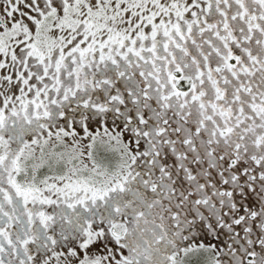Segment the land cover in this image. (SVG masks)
<instances>
[{
	"label": "snow or ice",
	"instance_id": "snow-or-ice-1",
	"mask_svg": "<svg viewBox=\"0 0 264 264\" xmlns=\"http://www.w3.org/2000/svg\"><path fill=\"white\" fill-rule=\"evenodd\" d=\"M0 264H264V0H0Z\"/></svg>",
	"mask_w": 264,
	"mask_h": 264
}]
</instances>
